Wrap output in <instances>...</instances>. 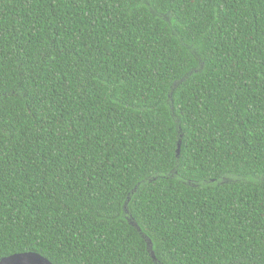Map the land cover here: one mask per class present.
Instances as JSON below:
<instances>
[{
  "label": "trees",
  "instance_id": "obj_1",
  "mask_svg": "<svg viewBox=\"0 0 264 264\" xmlns=\"http://www.w3.org/2000/svg\"><path fill=\"white\" fill-rule=\"evenodd\" d=\"M28 253L264 264V0H0V261Z\"/></svg>",
  "mask_w": 264,
  "mask_h": 264
},
{
  "label": "water",
  "instance_id": "obj_2",
  "mask_svg": "<svg viewBox=\"0 0 264 264\" xmlns=\"http://www.w3.org/2000/svg\"><path fill=\"white\" fill-rule=\"evenodd\" d=\"M155 260V259H154ZM0 264H52L44 257L34 254H18L0 261Z\"/></svg>",
  "mask_w": 264,
  "mask_h": 264
}]
</instances>
